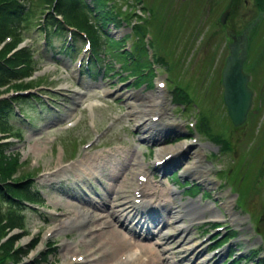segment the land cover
<instances>
[{"label": "rangeland", "instance_id": "1", "mask_svg": "<svg viewBox=\"0 0 264 264\" xmlns=\"http://www.w3.org/2000/svg\"><path fill=\"white\" fill-rule=\"evenodd\" d=\"M21 1L22 15L29 14L11 42L28 50L29 74L0 82V101L27 84L43 105L22 95L15 117L0 127V184L22 193L16 184L23 182L22 190L34 193L0 202V264H63L65 257L94 264L106 253L104 262L125 264L107 244L111 224L152 247L164 264H226L231 255L264 264V0H230L225 25L214 21L225 0H81L101 21L97 63L84 40L76 39L77 58L42 49V20L58 0ZM247 28L243 66L253 95L245 122L234 126L220 75L232 38ZM107 62L113 70L105 75ZM158 91L165 93L164 105L157 102L162 112L129 113L128 99L150 101ZM144 122L161 132V145L184 147L156 160L159 145L142 134ZM193 151L202 155L201 178L182 166ZM135 187L157 189L164 200L151 203ZM132 203L147 206L146 214ZM189 203L205 210L200 220H190ZM68 218L83 220L50 230ZM131 251L139 254H121ZM141 255L134 264H148Z\"/></svg>", "mask_w": 264, "mask_h": 264}, {"label": "trees", "instance_id": "2", "mask_svg": "<svg viewBox=\"0 0 264 264\" xmlns=\"http://www.w3.org/2000/svg\"><path fill=\"white\" fill-rule=\"evenodd\" d=\"M23 1L21 0H0V82H9L11 80L19 79L21 75H25L29 73L26 65L28 62L29 52L26 48H20L15 52L11 51L16 48L17 45L13 44L12 35L17 34L19 29V24H22L26 21L29 12H26L24 15L22 13L25 10V6L23 5ZM50 9L49 12L46 13L44 18V26L48 27V30L45 29L44 32V41L47 45L52 46L51 37L52 35H63L68 32L67 35L74 40V37H79L82 40L81 33H84L85 36L91 40V50L93 51V55L96 58H101L98 54L100 46V35L99 29L101 28V21L97 24L95 19L90 16L88 11H85V8H82L81 0H58ZM52 9V11H51ZM57 16H60L61 19H58ZM105 20V19H104ZM69 27L74 28V30L68 29ZM99 27V28H98ZM66 37V36H65ZM67 39V38H65ZM66 42L64 41L62 49L60 52H64L67 49L65 48ZM67 46V45H66ZM75 47H70L69 51H74ZM102 52V51H101ZM103 53V52H102ZM108 63V62H107ZM108 63L105 65L104 70L106 72L112 71L113 67ZM18 88L25 87L24 89L29 88L27 84H22L21 86H17ZM23 89V90H24ZM20 91V90H18ZM14 98V99H13ZM17 97H13L10 100H1L0 101V127L9 122V118L12 113H14V109L12 108L13 103L16 101ZM7 117H5L4 115ZM3 115V116H2ZM1 146V145H0ZM1 154V151H0ZM1 166V164H0ZM4 172H7V168ZM1 175V174H0ZM2 176V175H1ZM1 183V182H0ZM23 182H18L16 186H18L22 193L18 190H13L12 187H6L0 184V202L6 199H14V197H24L29 193L26 190H22ZM10 193H12L10 195ZM4 202V201H3ZM5 204V203H4ZM4 218L2 214V210L0 207V224L5 225ZM11 250V249H10ZM27 255V253L25 254ZM232 256V255H231ZM14 260H19L18 257L14 256ZM230 260V258H229ZM233 264H240L238 260L233 261Z\"/></svg>", "mask_w": 264, "mask_h": 264}, {"label": "bare ground", "instance_id": "3", "mask_svg": "<svg viewBox=\"0 0 264 264\" xmlns=\"http://www.w3.org/2000/svg\"><path fill=\"white\" fill-rule=\"evenodd\" d=\"M164 96H165V93L164 92H152V93H149L147 97L150 98V101H146L144 102V98L146 97H143V98H140L138 99L137 101L136 100H130L128 99L127 100V103H128V106H129V113H132V115H134L136 118H138L139 116H141L144 112L143 115H150L152 118L153 116H156V111L158 110V112H162V110H159L158 109V103L157 102H160L162 105H164ZM155 100V103H152L154 102ZM144 103H149V104H144ZM151 103V104H150ZM164 110V109H163ZM166 111V110H165ZM137 114V115H136ZM147 118V117H146ZM143 119V116L140 118V119H137V121ZM136 121V120H135ZM136 121V122H137ZM151 122V120H150ZM149 123V122H148ZM139 127H141V132L142 134L144 135H147L150 137V139L156 141L158 148L156 149V160H159L161 158V156L163 157L166 153L168 154H172V153H175L177 152V150H181V148L184 147V144L183 143H179V144H176L175 146H170V145H167V146H164V145H161L162 141L159 142L161 140V137L162 135H160L159 133H161L160 131H157V130H153L152 128L149 127V124L147 123H143V124H139ZM197 149V148H196ZM201 152H197V151H193L191 154L193 155V160H189V161H186L183 163V167H184V172L188 175H192L193 177H202L206 174V171L205 169L203 168V166L200 165V159L202 158V155L200 154ZM177 154V153H176ZM100 156V155H99ZM178 156V155H177ZM171 159V158H170ZM93 160V159H92ZM95 160L97 161V168L99 167V160H101L100 158H95ZM88 161V160H87ZM88 164V163H86ZM92 171V170H91ZM84 173L83 171L80 172V174ZM85 174V173H84ZM90 173H86V175H89ZM92 174V173H91ZM81 177V176H80ZM197 178V179H198ZM142 186V183L139 185V187ZM135 190H139L138 193L142 192L143 194H145V196H148V201L149 202H154V201H158V200H164L162 199V197H159L158 195H160L161 193H159V191H157V189H154L152 188L151 190L150 189H138L135 187ZM149 190V191H148ZM162 196V195H161ZM158 203V202H157ZM146 205V204H145ZM225 205V204H224ZM228 205V204H227ZM167 206V205H166ZM184 207L186 208V211H188L190 214L192 213V217H190V220H200L199 218H201L203 216V213L205 212V210L203 211H200V208L197 210V209H194L195 208V205H193L192 203H189L187 205L184 204ZM229 207V206H228ZM97 208V207H96ZM132 210L134 211H139L141 213V215H145L146 213V208L144 205H141L140 207L138 206H134V204L132 203L131 204V207H130ZM209 210V209H208ZM185 211V212H186ZM192 211V212H191ZM161 212V211H160ZM169 214V213H168ZM115 215V214H114ZM124 215V214H122ZM150 215V214H149ZM185 215V214H184ZM183 215V216H184ZM169 216V215H168ZM190 216V215H189ZM110 217H112L113 219V214L110 215ZM150 219V222L153 223V221L155 220L153 217L149 218ZM83 219H69L66 220H60V222H58L56 224V226H54V228L50 229L51 231L52 230H55V229H60L61 227L67 225V224H75L78 225L79 222H82ZM141 220V219H140ZM113 222V221H111ZM109 224V223H107ZM150 224V223H149ZM112 225V224H111ZM107 226L108 230L106 231V234L108 235V242L107 244H109L112 248H115L114 252L112 251V254L115 253L117 254V250L119 251V253L117 254L118 256H120V259L123 261L125 260L126 263L125 264H134V263H138V261H142L140 259H142V255H148V264H164L165 262V259L163 258H160L161 256L157 255L158 253L152 248L150 247L149 245L147 244H144V243H140L135 237V239H130L128 237V235H126L125 233L121 232L120 233V230H118L116 227L114 228L113 226ZM154 225V224H153ZM136 228V227H135ZM50 230L48 231V233H50ZM179 228L176 229L175 228V232H178ZM140 231V230H139ZM146 232V231H145ZM101 233V232H100ZM102 234V233H101ZM106 237V236H105ZM107 238V237H106ZM170 238V237H169ZM104 240V239H103ZM107 240H104V241H107ZM140 240V238H139ZM106 243V242H104ZM103 244V243H102ZM41 245V244H40ZM39 245V247H40ZM108 245V246H109ZM123 249H138V253L139 254H136L134 252H128L127 254H121V251ZM106 250V249H105ZM104 250V251H105ZM65 251L68 252L67 248H65ZM92 251V250H91ZM104 251H102L104 253ZM108 251V250H107ZM106 251V252H107ZM84 252H87L86 250H84ZM97 252V251H96ZM114 254V255H115ZM85 255V254H84ZM107 256V253L104 254ZM126 255V256H125ZM105 257H103V254L102 256L98 257L96 259V262L94 264H111L108 261L104 262L105 261ZM113 256V255H112ZM121 256H125L124 259H122L123 257ZM66 259L64 260L63 264H72L73 261H79L80 259L78 258H73V260L70 258V259H67V257H65ZM200 262H203L200 261ZM77 263V262H76ZM141 263V262H140ZM139 263V264H140ZM145 264V263H144Z\"/></svg>", "mask_w": 264, "mask_h": 264}, {"label": "water", "instance_id": "4", "mask_svg": "<svg viewBox=\"0 0 264 264\" xmlns=\"http://www.w3.org/2000/svg\"><path fill=\"white\" fill-rule=\"evenodd\" d=\"M226 17L225 12L220 22L224 23ZM248 30L249 28L242 33L239 39L233 40L221 74L224 89L223 100L234 126H241L245 122L252 101V90L248 88L250 77L243 71V64L247 58Z\"/></svg>", "mask_w": 264, "mask_h": 264}, {"label": "flooded vegetation", "instance_id": "5", "mask_svg": "<svg viewBox=\"0 0 264 264\" xmlns=\"http://www.w3.org/2000/svg\"><path fill=\"white\" fill-rule=\"evenodd\" d=\"M221 1H223V0H221ZM225 1H226L225 6H224V7L221 6V7L219 8V11L217 12V13H218L217 18H216L215 15H214V21L218 19V20H217L218 23L220 22V18L222 17V15H223L225 12L227 13V17H226V19H227V18L230 16V14H231V13H229V12H230V6H231L230 4H231V1H230V0H225ZM245 3H246V2H245ZM210 7H211V6H208L207 8L210 9ZM213 7H214V6H213ZM195 12H196V10H195V8H194V15L196 14ZM261 13H262V16L264 17V12L261 11ZM196 16H197V14H196ZM226 19H225V21H226ZM219 24H220V23H219ZM224 24H225V22H224ZM221 25H222V24H221ZM234 39L237 40V39H239V38H238V37H233V38H232V41H233Z\"/></svg>", "mask_w": 264, "mask_h": 264}]
</instances>
